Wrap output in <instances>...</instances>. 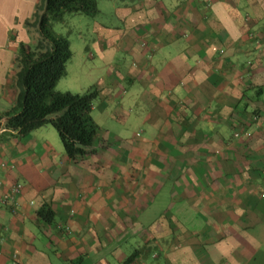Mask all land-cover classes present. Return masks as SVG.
Wrapping results in <instances>:
<instances>
[{
  "label": "crops",
  "instance_id": "obj_1",
  "mask_svg": "<svg viewBox=\"0 0 264 264\" xmlns=\"http://www.w3.org/2000/svg\"><path fill=\"white\" fill-rule=\"evenodd\" d=\"M38 1L0 0V264H264V0H108L69 42L98 92L76 159L50 124L4 128Z\"/></svg>",
  "mask_w": 264,
  "mask_h": 264
},
{
  "label": "trees",
  "instance_id": "obj_2",
  "mask_svg": "<svg viewBox=\"0 0 264 264\" xmlns=\"http://www.w3.org/2000/svg\"><path fill=\"white\" fill-rule=\"evenodd\" d=\"M64 13L93 16L98 13L96 0H39L27 28L34 27L38 38L33 48L19 43L15 64V99L2 113L4 128L26 135L37 127L50 124L68 158L84 156L96 136L98 125L91 108L98 92L91 87L82 93L58 91L56 83L66 72L71 57L67 36L54 32L52 25ZM37 214L49 221V207L43 205Z\"/></svg>",
  "mask_w": 264,
  "mask_h": 264
},
{
  "label": "rangeland",
  "instance_id": "obj_3",
  "mask_svg": "<svg viewBox=\"0 0 264 264\" xmlns=\"http://www.w3.org/2000/svg\"><path fill=\"white\" fill-rule=\"evenodd\" d=\"M96 1H97V8H99L98 10L100 11H98V13H96L95 15L89 16V15H84L81 13H75V14L64 13L62 20L54 22L52 25L54 32L67 36L69 42L71 43V48L74 51V53L78 51V49L83 43V42L81 43L80 40L83 38H86L87 40L91 36L89 28L94 21L102 22V23H104V21L109 22L106 16H102V15H104V11L110 6V2L108 0H96ZM31 29L33 32L36 31L34 27H32ZM31 48H33V46L28 47V49H31ZM75 86L76 85L73 82V78L69 77L67 74H64L56 83L55 89L58 91L74 92ZM49 127L55 139H57L58 143H60L59 138L54 128H52V126L50 125ZM157 200L158 199H156V204H157ZM157 205H159L160 207H163V206L166 207V204L165 205L157 204ZM146 222L148 221L138 220L136 221V223H134V225L137 224V227L141 228L143 224H145L144 226H146ZM182 225H184V223H182ZM131 243L133 244V242ZM126 248L128 250V251H125L126 256L132 255L133 249L130 250L127 244H123L119 250L124 251Z\"/></svg>",
  "mask_w": 264,
  "mask_h": 264
},
{
  "label": "built area",
  "instance_id": "obj_4",
  "mask_svg": "<svg viewBox=\"0 0 264 264\" xmlns=\"http://www.w3.org/2000/svg\"><path fill=\"white\" fill-rule=\"evenodd\" d=\"M235 135H237V134H235ZM3 167H5V163L2 162V163H0V169L3 168ZM21 188H22V184L21 183L13 184L9 188L8 192L2 196V200L4 202H12L14 197L19 193ZM14 264H17V263L15 262Z\"/></svg>",
  "mask_w": 264,
  "mask_h": 264
}]
</instances>
